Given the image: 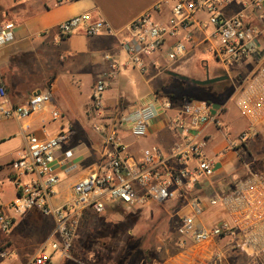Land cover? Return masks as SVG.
Returning a JSON list of instances; mask_svg holds the SVG:
<instances>
[{"label":"built area","instance_id":"built-area-1","mask_svg":"<svg viewBox=\"0 0 264 264\" xmlns=\"http://www.w3.org/2000/svg\"><path fill=\"white\" fill-rule=\"evenodd\" d=\"M75 1L53 0L56 6ZM230 2L165 0L155 10L170 6L166 24H155L150 15L145 14L127 28L128 37L122 44L126 60L121 67L145 73L147 61L159 53L169 39H174V43L166 56L169 61L177 62L195 47L197 31H209L204 38L206 53L224 71L252 64L246 75L237 74L234 78L235 107L246 120L245 131L231 139L230 125L223 119L226 106L155 92L147 102L124 112L119 125L121 131L140 137L156 124L168 121L169 128L178 136L169 150L150 146L135 155L122 137L119 138L116 127L94 125L102 137L100 156L75 183L71 199L62 206L52 204L60 182L56 167L76 170L77 166L70 162L75 153L67 150L62 158L58 157L66 140L64 134L45 139L29 134L26 148L10 162L17 176L12 181L16 196L8 204L0 201V239L2 236L7 239L12 233L15 215L35 210L53 217L55 227L50 237L29 264H58L53 261L54 255H59L60 259L71 258L86 211L101 213L114 204L131 208L173 201L181 204L183 211L177 223V248L181 252L234 240L235 243L229 245L230 252L240 250L253 256L264 253V172L240 181L234 190L219 199L209 197L204 201L200 197L203 187L215 174L214 160L207 155L212 143L208 129L211 127L221 133L227 140V149L234 151L254 136L264 122V0H241L242 11L227 18L220 7ZM202 13L207 15L206 22L197 19ZM254 18L260 26L252 23ZM82 26L90 37L114 34L103 18L94 19L89 14L63 21L57 31L63 39ZM15 29L13 22L0 23V47L15 42ZM119 66V60H113L112 71L102 74L93 87L91 107L97 114L105 111L104 94ZM39 113H49L53 122L62 118L53 105L51 90L34 92L24 104L14 105L6 90L0 87V118L23 121ZM24 176L31 178L25 182L20 178ZM214 208H220L221 217L206 220L207 213ZM2 247L0 264L11 255L7 243L2 242ZM49 249L52 254L48 253ZM225 261V251L220 249L212 251L207 258L210 264Z\"/></svg>","mask_w":264,"mask_h":264},{"label":"crops","instance_id":"crops-1","mask_svg":"<svg viewBox=\"0 0 264 264\" xmlns=\"http://www.w3.org/2000/svg\"><path fill=\"white\" fill-rule=\"evenodd\" d=\"M164 1L77 0L56 6L53 0H0V23L16 24L15 42L0 47V87L6 90L14 105L24 104L34 92L51 90L53 105L62 115L55 122L50 119L49 113H39L23 121L0 118V196L3 197L0 201L3 204L10 203L16 196L15 191L13 198H6L4 187L8 181L13 185L12 181L17 177L10 162L26 148L29 134L40 139L64 134L66 140L58 157L62 158L63 152L67 150L75 153L70 162L77 166L76 170L56 167L60 182L57 186L58 195L52 201L53 206H62L71 199L75 183L98 160L102 150V137L95 131L94 125L116 127L119 138L122 137L130 150L135 147V151L131 150L135 155L150 146L168 151L177 140L178 136L169 128L168 121L156 124L140 137L121 131L119 125L124 112L147 102L153 93L169 87L171 82L167 80L172 78L170 74L174 71L205 79L207 74L213 78L222 70L218 63L217 67L210 70L207 62L201 58V53L207 54L204 38L209 31H197L195 47L177 62L169 61L166 56L174 43V39H169L162 50L147 61L145 73L132 67H121V63L126 60L122 44L128 37L127 28L145 14H149L150 20L155 24H166L170 18V6L163 5L160 10H155ZM242 9L241 0H231L220 7V12L224 17L232 18ZM83 14H89L94 19L103 18L114 34L90 37L84 33L82 26L72 35L61 39L57 31L58 25ZM197 19L206 22L207 15L198 14ZM252 23L260 26L256 18L252 19ZM113 60H119V70L104 94L105 111L97 114L91 107L93 87L102 74L112 71ZM251 66L252 64L237 66L233 70L244 76ZM229 80H232L231 75ZM227 112L228 110L223 119L229 125L234 122L238 124L235 134L238 135L245 124L242 118L232 119L227 116ZM261 126H264V122ZM208 132L213 143V135L218 132L211 127ZM230 132L233 133V130ZM211 154L207 153L214 160L215 174L203 187L204 193L212 191V183L220 182L218 176L223 172L221 161L225 157H232L234 153L227 149L226 140ZM20 178L26 182L31 177ZM115 206L116 204L109 208ZM91 213L92 211H86L82 222ZM21 216L25 218L20 219L19 227L15 226L18 217L15 215L12 233L7 239H0V249H3L2 242L7 243V249L11 253L9 258L2 261L3 264H29L55 227L53 217L43 216L35 210ZM220 217L221 212L214 208L210 209L207 219L213 221ZM204 258L206 259V255L201 254L198 247H193L178 253L170 263L166 261L163 264H201ZM56 262L63 264V259L59 258Z\"/></svg>","mask_w":264,"mask_h":264},{"label":"rangeland","instance_id":"rangeland-1","mask_svg":"<svg viewBox=\"0 0 264 264\" xmlns=\"http://www.w3.org/2000/svg\"><path fill=\"white\" fill-rule=\"evenodd\" d=\"M200 55L203 61L207 62L210 70L218 66L210 55L203 53ZM251 68L252 66L248 69ZM178 74L187 76L180 72ZM226 75H231L232 80L204 87L174 77L167 82H171L169 89L180 99L206 101L217 106H226L227 116L232 119L242 118L235 107L234 78L237 72L233 69L229 72L222 69L216 77ZM202 76L204 78V75L200 77ZM188 77L197 78L196 75H188ZM242 120L245 125L238 135H235L238 124L234 122L230 125V130H233L230 134L231 139L237 138L247 128L246 120L244 118ZM213 139V143L207 149L209 155L226 142L225 137L220 133H215ZM131 150L136 149L132 147ZM229 151L234 154L232 157L222 159L223 172L218 176L221 179L220 182L212 183V191L200 195L202 200L206 201L209 197L219 199L222 195L234 190L240 181L252 174L264 172V126H259L255 135L246 143L239 145L237 150ZM6 184L4 196L13 198L15 195L13 185L9 181ZM0 200L2 201L3 197L0 196ZM181 207V204L169 201L131 208L116 205L101 213L92 212L81 223L71 258L63 259V264H163L166 261L170 263L178 253H183L177 248L179 238L177 223L183 213ZM215 209L219 211L220 208ZM207 217L208 215L205 217L206 220ZM23 218L25 217H17L16 228L19 227L20 219ZM234 243V240L219 241L212 245L198 247L200 253L206 255V259L204 258L201 264H210L207 258L215 249L225 251L224 264H264V253L253 256L240 250L230 252L229 245ZM48 253L52 254L50 249ZM59 258V255H54L53 261L56 262Z\"/></svg>","mask_w":264,"mask_h":264},{"label":"water","instance_id":"water-1","mask_svg":"<svg viewBox=\"0 0 264 264\" xmlns=\"http://www.w3.org/2000/svg\"><path fill=\"white\" fill-rule=\"evenodd\" d=\"M173 77L175 78H179L180 80H183V81H186V82H190L194 85H197V86H209V85H213V84H216V83H219V82H223V81H226L229 79V76H220V77H213L211 78L209 76V74H207L206 78L203 79V80H198V79H191L190 77L188 76H183V75H180V74H177V73H172L171 74Z\"/></svg>","mask_w":264,"mask_h":264},{"label":"trees","instance_id":"trees-1","mask_svg":"<svg viewBox=\"0 0 264 264\" xmlns=\"http://www.w3.org/2000/svg\"><path fill=\"white\" fill-rule=\"evenodd\" d=\"M173 73H176V72H173ZM172 74V73H171ZM170 74V75H171ZM178 74V73H177ZM171 77H173L172 75H171ZM175 78V77H174ZM191 79H196V78H191ZM210 86V85H209ZM157 92H159V93H161V94H164V95H167V96H170V97H174V98H178V96L176 95V94H174L173 93V91L171 90V89H169V87H167V88H163L162 90H160V91H157ZM2 238H5L4 236H2Z\"/></svg>","mask_w":264,"mask_h":264},{"label":"flooded vegetation","instance_id":"flooded-vegetation-1","mask_svg":"<svg viewBox=\"0 0 264 264\" xmlns=\"http://www.w3.org/2000/svg\"><path fill=\"white\" fill-rule=\"evenodd\" d=\"M229 80V79H228ZM228 80H226V81H228Z\"/></svg>","mask_w":264,"mask_h":264}]
</instances>
